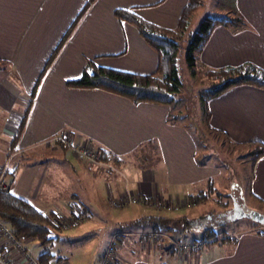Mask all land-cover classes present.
I'll list each match as a JSON object with an SVG mask.
<instances>
[{
  "label": "crops",
  "instance_id": "obj_1",
  "mask_svg": "<svg viewBox=\"0 0 264 264\" xmlns=\"http://www.w3.org/2000/svg\"><path fill=\"white\" fill-rule=\"evenodd\" d=\"M186 2L0 0V58L6 59L0 66V166H7L13 193L44 212L70 214L82 207L86 217L80 226L97 220V213L110 207L111 197L127 191L148 202L159 197L193 199L199 191L208 190L210 183L215 188L217 164L197 157L196 137L180 122L181 117L172 119L174 108L68 84L89 61L138 73L153 72L158 52L135 25L120 21L114 11L131 8L159 26L176 28ZM227 6L221 13L237 12L244 22L241 26L214 24L210 28L198 54L201 68L247 60L264 68V0H227ZM204 103L211 131L219 130L234 144H264V86L237 82L205 98ZM24 113L21 134L13 144L12 136ZM65 131L96 147L99 159L87 161L74 157L71 151L63 159L42 154L46 148L57 151L56 138ZM11 149H18L21 156L8 163L3 155ZM135 153L142 154L138 163L130 158ZM59 167L61 177L57 176ZM248 175L244 191L253 201L246 206L258 210V204H264V152L253 159ZM75 178L78 182L74 186ZM72 196L81 200L75 202ZM147 215L171 219L170 229L144 246L131 233L153 230L140 221ZM109 216L115 229H109L112 232L97 264L114 234H118L115 264H264V230L257 221L254 225L235 224L228 233H215L213 227L214 234L204 238L200 251L181 255L174 244L166 243L188 241L177 240L174 231L183 233L191 228L202 232L212 227L219 215L187 208L165 211L146 203L114 208ZM22 243L35 258L47 250L32 237ZM0 246L14 262L27 264L4 239H0ZM51 252L56 256L48 263L73 264L67 254ZM58 256L62 259L56 260Z\"/></svg>",
  "mask_w": 264,
  "mask_h": 264
},
{
  "label": "trees",
  "instance_id": "obj_2",
  "mask_svg": "<svg viewBox=\"0 0 264 264\" xmlns=\"http://www.w3.org/2000/svg\"><path fill=\"white\" fill-rule=\"evenodd\" d=\"M92 1L90 0V2ZM199 5L200 0H187L180 11L176 28L159 26L141 17L131 8H116L114 11L115 16L122 22L126 21L135 25L142 37L158 52L157 68L150 73H138L98 65L93 61H89L84 66L81 74L77 78L68 81V84L75 87L100 88L128 97L136 102L147 101L167 104L173 109L179 100L178 95L182 86L177 63L181 44L177 35L186 30L191 16ZM243 22L237 12L228 15L227 13L211 12L203 15L197 27L189 33V40L185 48L186 63L191 68L193 75L200 70L204 81L206 83L209 82L201 92V117L209 130L212 129L206 123L205 98L217 92L219 93L224 87L234 85L237 82H250L256 86H264V68L253 64L249 60L235 63V65L224 64L223 66L206 69H202L199 63L198 54L202 43L209 35V30L214 24H225L233 27L236 25L241 26ZM5 61L6 59L0 58V66H3ZM184 115L178 111L172 113V119L177 120L179 117L183 118ZM25 118L26 113L22 115L16 132L12 136L11 142L13 144L21 134ZM202 131L201 128L198 134L204 133ZM216 131L219 132L217 129ZM56 143L60 147H69V144L60 138H56ZM263 152L264 144L257 142L254 143V147L245 156L249 158L251 163L255 157L262 155ZM3 166L5 165L3 164ZM3 170L8 174L7 166ZM210 188H213L211 183L208 189L211 190ZM207 193L208 190L199 191L195 197L204 201ZM54 214L55 212L53 211L44 212L27 198L17 195L11 190H0V219L9 226L10 230L18 238L32 237L38 240L40 244L51 242L54 238L51 231L53 229L62 230L51 221V216ZM70 214L74 215L73 209ZM170 219L166 215H147L142 217L140 221L144 220L148 227L161 232L170 229L168 226ZM202 233L203 236L200 240L204 242V238L210 239L213 233V226L204 228ZM171 245L167 248H171ZM54 256H56V253L47 249L38 255L37 260L40 264H47ZM61 259L62 257L58 256L56 260Z\"/></svg>",
  "mask_w": 264,
  "mask_h": 264
},
{
  "label": "rangeland",
  "instance_id": "obj_3",
  "mask_svg": "<svg viewBox=\"0 0 264 264\" xmlns=\"http://www.w3.org/2000/svg\"><path fill=\"white\" fill-rule=\"evenodd\" d=\"M224 5L227 6V0H200V5L191 16L186 30L177 35L181 44V48L178 51L177 63L182 86L178 95L179 100L174 107V112L179 111L183 113V115L185 114L180 122L186 124V128L194 137H196L197 157L200 159L206 157L210 158L212 163L217 164V178L213 182L215 188H210L211 190L208 189V193L206 195L207 197L204 201L198 198V203L187 208V210L191 212L202 211L203 213H211L212 216L219 215L213 220L215 233L219 231L228 233L235 224V226H238L241 222H247L253 225L256 224L255 220L253 222L249 221L245 215L238 217L233 216V218H231L229 215L232 204L231 199L236 201L238 204L243 203L242 205L244 207L247 203L253 201L246 196L244 188L246 187L247 180L250 176L248 175V171L251 166L249 158L245 155L249 150H251V148L254 147V145L244 143L234 144L229 142L227 139L225 140L224 136L219 134V132L215 130L211 131L206 128L201 117V92L209 82L206 83L204 81L202 71L200 70H198L197 73L193 75L191 68L187 65L185 60V48L189 40V33L197 27L203 15L209 14L213 11H215V13H221L225 7ZM201 128L204 131V133L201 134L204 135L198 134L201 131ZM68 151H71L70 147H59L57 151L48 150L46 148L42 150V154H53L54 156L56 155L57 158L63 159L67 156ZM8 153L9 154L7 155L6 153L3 155V158L8 163L14 161V159L18 156H21L18 149H11L8 151ZM141 155L142 154L140 153L139 155L135 153L130 158L138 163ZM74 157L85 159L91 162H96L99 159L98 157V159L92 161L79 155H74ZM101 166L106 169V166ZM57 176H62L61 167H59L57 170ZM77 182L78 178H75L73 183L74 186ZM71 198H73L75 202L81 200L79 198H75L74 196ZM246 208L248 207L246 206ZM113 210L114 207L111 205L110 207L105 206L103 212L97 213V220L86 221L80 226L74 228L62 230L53 229L51 231L52 235L54 236L53 240L47 244L40 245L48 250L51 249V251H60L67 254L73 264H97L99 263L101 250L107 243L109 235L112 232L110 230L115 229V227H113L114 225L109 220V212H113ZM258 211L264 214V204H258ZM58 212L66 214L61 211ZM100 213L102 214L99 216ZM107 213L108 216H105ZM259 224L258 222L256 224L261 227L259 229L264 230V223ZM137 233L139 232H135L133 236L138 237L139 234ZM174 233L177 240H190L193 237L199 238L200 240V237L203 236L202 232L192 230L191 228H187L183 233L181 231H174ZM139 237L138 239L141 241L140 243L144 246L147 245L146 241L148 240L143 239L141 236ZM166 243L169 244L172 242L168 240ZM23 245L25 246V244ZM116 251L118 255V242Z\"/></svg>",
  "mask_w": 264,
  "mask_h": 264
},
{
  "label": "built area",
  "instance_id": "obj_4",
  "mask_svg": "<svg viewBox=\"0 0 264 264\" xmlns=\"http://www.w3.org/2000/svg\"><path fill=\"white\" fill-rule=\"evenodd\" d=\"M58 138L62 139L66 143L69 144L71 148V152L73 155H79L87 158L88 160H96L98 159V150L91 145L89 142H83L75 140L68 131H65ZM5 166L0 169V190H11L12 181L9 180L7 174L4 172ZM109 204L114 208H122L132 204H146L165 211H180L184 208H188L198 203L197 198L187 199L183 198L182 200L171 201L170 199H166L163 197L154 198L149 200L148 202L138 194L131 193L129 191L116 196L111 197L109 200ZM86 217V209L79 208L74 211V215L71 214H62L58 211L55 212L54 215L51 216V221L55 223L60 229H68L74 228L79 225V223L85 219ZM136 232V231H135ZM134 232V233H135ZM139 236L143 239H147L148 241H153L158 238V236L163 235L160 231L154 230H143L138 231ZM133 232L131 234H134ZM129 234V233H128ZM138 236V237H139ZM117 237L118 234H114L109 240L107 246L102 252L100 264H115L117 261ZM140 238V237H139ZM0 239H4L6 243L15 247L17 251L22 255V258L27 264H40L34 256H32L29 251L24 247L22 241L24 238L16 237L13 232L10 230L9 226L4 223L0 219ZM174 244L178 253L181 255L190 254L191 252L196 253L200 251L203 247L204 242L202 240H188V241H173L169 240ZM0 264H17L14 262L4 251V249L0 246ZM47 264H60L58 262H51Z\"/></svg>",
  "mask_w": 264,
  "mask_h": 264
},
{
  "label": "water",
  "instance_id": "obj_5",
  "mask_svg": "<svg viewBox=\"0 0 264 264\" xmlns=\"http://www.w3.org/2000/svg\"><path fill=\"white\" fill-rule=\"evenodd\" d=\"M232 200V204H231V207H230V216L231 217H238V216H241V215H245L247 216V218H249L250 220L252 221H257L258 223H264V214L259 212L257 209L253 208V209H250V208H246V206L244 207L241 203V204H238L236 201H234L233 199Z\"/></svg>",
  "mask_w": 264,
  "mask_h": 264
}]
</instances>
